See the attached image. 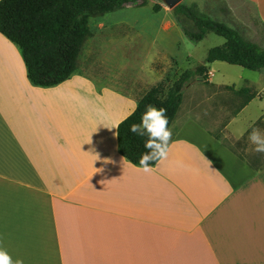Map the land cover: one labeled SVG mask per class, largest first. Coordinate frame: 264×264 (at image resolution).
<instances>
[{
	"label": "crops",
	"instance_id": "obj_1",
	"mask_svg": "<svg viewBox=\"0 0 264 264\" xmlns=\"http://www.w3.org/2000/svg\"><path fill=\"white\" fill-rule=\"evenodd\" d=\"M238 1L252 3L264 27V0ZM220 2L232 7L234 0ZM168 14L154 41L160 47L139 51L144 40L126 35L117 53L148 59L145 73L133 78L101 67L100 46L112 43L90 41L91 29L76 71L52 87L30 81L19 46L0 32V248L13 261L264 264V164L222 143L214 129L220 117L211 114H228L226 133L242 138L264 122V110L250 109L264 100L262 78L245 86L215 81L207 64L209 82L197 76L184 87L166 160L145 172L119 151L117 125L164 79L152 65L195 54L199 41L190 38L183 55L167 49L188 38ZM242 87L257 93L245 105L236 93Z\"/></svg>",
	"mask_w": 264,
	"mask_h": 264
},
{
	"label": "trees",
	"instance_id": "obj_2",
	"mask_svg": "<svg viewBox=\"0 0 264 264\" xmlns=\"http://www.w3.org/2000/svg\"><path fill=\"white\" fill-rule=\"evenodd\" d=\"M136 1L0 0V32L19 46L30 81L37 86L52 87L76 71L82 47L91 34L90 19ZM154 9L159 11L161 5H154ZM172 11L191 40L200 41L210 32L225 38L222 45L208 50L206 63L224 61L251 70L264 68V47L246 38L239 29L201 12L196 4L182 2ZM206 63L183 71L166 93L161 83L152 87L135 110L119 123L118 146L126 159L138 165L146 151V137L130 132V126L140 123L146 107L152 105L167 110L170 127L182 103L184 87L197 76L209 82ZM236 93L243 97V105L257 96L250 87L237 89Z\"/></svg>",
	"mask_w": 264,
	"mask_h": 264
},
{
	"label": "rangeland",
	"instance_id": "obj_3",
	"mask_svg": "<svg viewBox=\"0 0 264 264\" xmlns=\"http://www.w3.org/2000/svg\"><path fill=\"white\" fill-rule=\"evenodd\" d=\"M220 1L221 0H183L186 4H196L198 9L207 15L212 14L222 20H226L227 22L225 23L228 25L231 24L230 26L239 29L246 38L258 44L260 43L261 46L264 45V27L258 21L253 4L246 1L241 2L234 0L232 7H229L226 2ZM156 4L161 5L159 11L154 9V5ZM219 7H222L223 13L219 12ZM170 11L171 9L167 7L164 0H137L136 2H131L124 8L91 18L90 26L92 35L89 40L97 41L107 39L112 43L110 46H104L103 44L100 46L99 50L102 56L100 57L106 60V63L100 66L104 68L108 66L110 73L120 75L130 74L133 78L142 72L145 73L148 71L150 67L148 59L143 62L135 57L129 60L122 58L121 55L118 56L117 53L122 51L121 43L125 40L126 35H130L131 39L144 40L143 42L146 44V47L140 48L139 51H148L149 46H151V50H153L156 45L160 47V42L155 44L154 41L164 34L161 30V25L170 23V16L168 14ZM104 23L109 26L106 30L100 28V25ZM128 28L130 30L126 31ZM224 41V37L210 32L202 40L194 44L195 54L189 60L183 59L182 57L178 63L153 64L152 66L154 68H161L162 71L165 72L164 79L161 82L163 92L166 93V90L183 71L186 69H193L199 64L206 63L205 59L208 50L211 47L223 44ZM191 43V40L186 37L179 47L170 46L167 49L183 55L187 52L189 47H192ZM206 64H209L210 68L215 73V81L224 80L236 86H245L247 80L253 77H259L264 80V75L257 72V70H251L239 65L222 61ZM107 81L109 80L104 79L101 82ZM240 104L241 103H238L236 107H239ZM250 109L254 114L261 112V110H264V100L255 102L251 105ZM211 114L215 117H220L218 121L221 126L214 129L216 131V136L222 143L230 146L250 163L256 165L264 164V154L254 152V146L248 141V133L251 132L253 128L259 129L261 133L264 134V122H262V120H259L253 127L248 129L247 133L242 138L236 140L230 137L224 129L228 114L218 113L217 111H212ZM240 124H242V122H240Z\"/></svg>",
	"mask_w": 264,
	"mask_h": 264
},
{
	"label": "clouds",
	"instance_id": "obj_4",
	"mask_svg": "<svg viewBox=\"0 0 264 264\" xmlns=\"http://www.w3.org/2000/svg\"><path fill=\"white\" fill-rule=\"evenodd\" d=\"M166 112L164 108L148 105L140 123H133L130 126V132L139 137H146L144 142L146 151L141 154L138 163L145 172L153 169V162L157 165L168 158L173 132L168 127ZM248 141L254 146V152L264 154V134L259 129L253 128L248 133ZM0 264H23V260L13 261L12 256L0 248Z\"/></svg>",
	"mask_w": 264,
	"mask_h": 264
},
{
	"label": "water",
	"instance_id": "obj_5",
	"mask_svg": "<svg viewBox=\"0 0 264 264\" xmlns=\"http://www.w3.org/2000/svg\"><path fill=\"white\" fill-rule=\"evenodd\" d=\"M164 2L166 3V5H167L168 8L173 9L178 4L182 3L183 0H164ZM198 78L199 79H202L201 76H198Z\"/></svg>",
	"mask_w": 264,
	"mask_h": 264
}]
</instances>
